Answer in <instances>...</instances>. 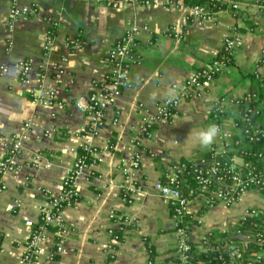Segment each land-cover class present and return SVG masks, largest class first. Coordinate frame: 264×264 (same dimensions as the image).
<instances>
[{"label": "crops", "instance_id": "0c3cea01", "mask_svg": "<svg viewBox=\"0 0 264 264\" xmlns=\"http://www.w3.org/2000/svg\"><path fill=\"white\" fill-rule=\"evenodd\" d=\"M9 1L0 0V156L4 141L13 134L23 138L22 165L4 174L5 188L0 191V264H17L30 231L28 223L35 222L37 208L47 197L59 193L60 179L83 144L88 123L73 101L89 92L91 81L102 79L108 68L106 49L128 25L146 26L149 33L139 31L138 59L127 71L120 94L105 108L103 123L91 140L97 155L75 178L79 198L62 210L64 232L58 239L53 227L48 228L43 249L31 264H176L173 223L153 182L170 162L196 159L205 152L198 133L213 124L208 116L210 98L237 95L256 85L249 71L257 65L264 73V17L253 9L235 15L220 10L211 20L197 23L186 8L162 4L109 8L82 0H16L19 5L36 4L37 12L17 17L8 30ZM170 25L179 27V39L164 36ZM231 30L240 35L241 46L209 94L187 95L172 120H158L146 134L138 132L137 105L153 113L156 102L174 93L173 84L179 86L211 60ZM48 31L53 49L45 53L41 45ZM22 60L30 63V69L20 81ZM48 89L55 91L60 104L43 106L31 100L32 92L45 95ZM219 137L220 133L213 144ZM135 150L140 152V164L124 185L115 166L121 160L128 162ZM32 158L38 163L32 165ZM261 203L262 197L252 192L228 208L197 209L203 212L197 213L199 223L192 226V236L198 239L207 229L220 232L238 213ZM112 211L127 215V223L116 225L108 216ZM56 241L62 250L49 258Z\"/></svg>", "mask_w": 264, "mask_h": 264}, {"label": "built area", "instance_id": "2783aa9c", "mask_svg": "<svg viewBox=\"0 0 264 264\" xmlns=\"http://www.w3.org/2000/svg\"><path fill=\"white\" fill-rule=\"evenodd\" d=\"M82 1L109 8H118L126 4H138L144 7L162 4L165 7L186 8L189 16L197 23L211 20L217 12L210 11L205 5H184L182 0ZM207 2L210 4L221 3L222 10L227 11L230 15L253 9L264 17V0H207ZM36 12L37 5L34 3L19 5L16 0H10L8 19L6 20L7 29H11L12 22L17 17L32 16ZM50 24L57 25L54 21ZM141 30L149 33L146 26L138 28L128 25L112 40L105 52L104 59L108 68L102 79L91 81L89 92L74 99V106L88 117L87 126L82 133L84 142L79 147L90 157V160L87 161L83 155L75 154L67 173L60 179L59 193L47 197L43 206L37 208L35 222L28 223L30 231L21 247L17 264L36 262L43 249L48 228L53 227V234L58 239L64 232L62 210L79 198L75 178L82 168L90 165L96 158L97 151L91 146V140L96 136L103 123L105 108L111 106L114 99L120 94L127 71L138 59V33ZM164 36L179 39V27L176 25L167 26ZM241 43L240 35L235 30H231L230 33L222 37L219 50L211 60L184 78L179 86L173 84L174 93L156 102L153 113H150L148 108L142 104H138L139 120L136 130L141 134H146L158 120H172L179 102L187 95L191 94L196 97L208 95L217 76L232 63ZM41 49L45 53H49L53 49L51 31L44 34ZM64 61L65 57L62 56L60 62ZM258 62L262 63L263 60L260 59ZM18 64V79L23 81L30 69V63L27 60H22ZM57 71L61 72L62 69L58 67ZM249 73L255 80V86L237 95L220 94L209 99L208 116L213 124L220 128L219 142L205 148V152L196 159L170 162L160 178L153 182V189L165 201L166 209L173 223V235L176 239V251L179 257L176 264H189L186 257L191 250L190 244L192 243L201 247L203 253L208 251L215 253L217 264H234L231 260L223 258L221 251L229 245H238L239 241L253 242L264 246V226L246 220L251 217L264 219V73L258 70L257 65L251 68ZM32 94L31 100L43 106L61 103L60 100H57L53 89H48L45 95H38L34 92ZM170 97L172 98L170 99ZM112 122H116V116ZM23 126L27 128L28 121ZM21 138H23V134H13L3 143L4 151L0 156V191L5 188L4 174L12 172L22 165L20 162L22 159ZM30 162L32 165L38 163L36 158H32ZM139 164L140 152L137 150L133 152L128 162L121 160L116 164L115 170L121 176L124 185L129 182L131 174L138 169ZM188 173L191 175V187L186 184L185 175ZM131 191L133 190L131 189ZM252 192L262 197L263 203L254 204L238 213L229 224L224 226V229L220 230L221 236L209 239L207 235L211 229H207L198 239H194L191 229L192 226L199 223L197 213L203 212H197V209L206 210L216 205L228 208L239 203L244 195ZM127 196L128 194L124 192L125 201L130 202ZM9 210L13 211L12 206H9ZM108 216L116 225L127 223V215H120L112 211ZM186 219L193 220V223L188 225ZM61 250L60 241H56L48 252L49 258ZM237 254V248L229 251L231 257ZM254 257L262 260L264 248ZM146 264H150V262L148 261Z\"/></svg>", "mask_w": 264, "mask_h": 264}, {"label": "trees", "instance_id": "16d2710c", "mask_svg": "<svg viewBox=\"0 0 264 264\" xmlns=\"http://www.w3.org/2000/svg\"><path fill=\"white\" fill-rule=\"evenodd\" d=\"M184 5H205L210 11H218L222 10L223 5L219 2H213V4H210L207 2V0H182ZM76 155L81 156L83 155L85 157V160L89 161L90 157L86 155L85 152L81 149V147H78L76 149ZM186 161V160H185ZM191 175L188 173L185 175L186 178V184L191 187L192 186V181L190 179ZM247 221L251 220L255 223H258L261 226H264V219H260L257 217H251L246 219ZM188 222V225L193 223V220L186 219ZM114 231H117L115 229ZM264 233V231H263ZM222 233L218 232L215 229H211L208 232L207 237L209 239H212L216 236H221ZM238 245H229L227 247H224V249L221 251V255L225 259L231 260L234 264H264V258L262 260L256 259L254 256L256 253L260 252L264 246L258 245L253 242H245V241H239L237 243ZM191 250L187 254L186 261L189 264H217L215 260V253L208 251L207 253H198L197 250L195 249L196 244L192 243L190 244ZM233 248L238 249V254L235 256H230L229 251L232 250Z\"/></svg>", "mask_w": 264, "mask_h": 264}, {"label": "clouds", "instance_id": "9594fccd", "mask_svg": "<svg viewBox=\"0 0 264 264\" xmlns=\"http://www.w3.org/2000/svg\"><path fill=\"white\" fill-rule=\"evenodd\" d=\"M172 97H170L171 99ZM220 133V128L214 124L209 125L206 129L200 131L198 133V139L200 142V145L204 148L210 147L214 141L215 138Z\"/></svg>", "mask_w": 264, "mask_h": 264}, {"label": "rangeland", "instance_id": "374dc122", "mask_svg": "<svg viewBox=\"0 0 264 264\" xmlns=\"http://www.w3.org/2000/svg\"><path fill=\"white\" fill-rule=\"evenodd\" d=\"M94 5V4H93ZM249 198H251V197H249Z\"/></svg>", "mask_w": 264, "mask_h": 264}]
</instances>
